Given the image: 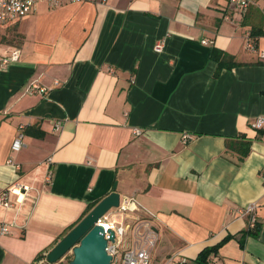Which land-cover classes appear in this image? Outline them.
I'll use <instances>...</instances> for the list:
<instances>
[{
    "label": "crops",
    "instance_id": "1",
    "mask_svg": "<svg viewBox=\"0 0 264 264\" xmlns=\"http://www.w3.org/2000/svg\"><path fill=\"white\" fill-rule=\"evenodd\" d=\"M262 53L261 0L243 14L226 0L40 4L0 26V264H37L114 186L157 232L150 264H192L229 236L215 264H264ZM14 184L29 191L7 210Z\"/></svg>",
    "mask_w": 264,
    "mask_h": 264
},
{
    "label": "built area",
    "instance_id": "2",
    "mask_svg": "<svg viewBox=\"0 0 264 264\" xmlns=\"http://www.w3.org/2000/svg\"><path fill=\"white\" fill-rule=\"evenodd\" d=\"M88 0H0V26L14 23L15 21L24 18L25 16L35 12L36 8L40 4H45L49 8H57L61 5L72 4V3H84ZM228 7L241 14L246 13L249 10L252 0H226ZM264 3V0H261ZM227 19V17H225ZM202 44H208L207 41H203ZM163 49L162 44H158L155 47V52H161ZM246 49L253 50V46L247 36ZM264 57V53L261 54ZM19 59V51L13 50L9 56L2 61V64L6 65L10 62H15ZM46 91L45 88L39 86L33 82L30 84L27 92L30 95L41 93ZM264 123V119H258L253 127L259 129ZM58 126H56L57 128ZM22 129V128H21ZM137 136L141 135V131L135 132ZM192 136L189 134L183 135V141L186 142L191 140ZM23 133L19 130V133L12 144V150L18 151L22 147ZM261 178L264 182V170L260 173ZM48 181V180H47ZM29 191V188L21 185L14 184L9 186L5 193L15 197L13 203L9 202L8 199L1 200L2 206L10 210L15 205L22 204L25 200V195ZM138 205L134 199L127 198L120 203L117 209L110 211L108 214L111 215V219L105 218L98 221V224L104 228L105 238L108 240V231L114 232V242L108 241L107 252L112 256V262L118 258L119 250L122 249L121 262L123 264H150L151 253L155 247L158 235L154 230L151 220L138 219L132 217L130 214L137 211ZM256 206L251 204L239 213L246 214L249 217V227L251 229L256 226ZM120 216L122 218L120 223L112 220V217ZM10 233L9 226L4 223H0V235H8ZM71 259V254L68 253L62 259L54 264H67ZM184 259H181L178 264H183ZM37 264H51L47 261L44 256L39 258ZM112 264V263H111ZM209 264H214V261H209Z\"/></svg>",
    "mask_w": 264,
    "mask_h": 264
},
{
    "label": "water",
    "instance_id": "3",
    "mask_svg": "<svg viewBox=\"0 0 264 264\" xmlns=\"http://www.w3.org/2000/svg\"><path fill=\"white\" fill-rule=\"evenodd\" d=\"M113 191L99 201L57 244L46 258L51 264L58 262L68 253L69 264H111L112 256L107 252L108 241L114 242V232L108 231L106 240L104 228L98 224L107 213L117 209L120 196Z\"/></svg>",
    "mask_w": 264,
    "mask_h": 264
},
{
    "label": "trees",
    "instance_id": "4",
    "mask_svg": "<svg viewBox=\"0 0 264 264\" xmlns=\"http://www.w3.org/2000/svg\"><path fill=\"white\" fill-rule=\"evenodd\" d=\"M224 58L226 57L225 54H221V53H218L216 51L213 52V58L218 61V58ZM224 65L226 64H223L222 62H219L218 64V67H223ZM233 66V64H231ZM247 151V150H246ZM245 155V154H244ZM92 206L89 207V209H87V211L85 212L84 216L91 210ZM83 216V217H84ZM256 228V227H255ZM257 230V229H256ZM255 230V231H256ZM253 231H246L245 233H243L241 235V239L239 240L240 244L242 245L243 244V238H245L247 235H250V234H253L252 233ZM231 237H226L224 240H222L220 243L214 245V246H211V247H206L204 248L198 255L197 257L192 261V264H209V261H212L211 259V256L212 255H217L218 254V251L219 249L222 247V245L227 242ZM39 258H42V257H39ZM71 260V259H70ZM70 260L67 262V264H69ZM183 264H188L187 261H185ZM215 264V263H214Z\"/></svg>",
    "mask_w": 264,
    "mask_h": 264
},
{
    "label": "rangeland",
    "instance_id": "5",
    "mask_svg": "<svg viewBox=\"0 0 264 264\" xmlns=\"http://www.w3.org/2000/svg\"><path fill=\"white\" fill-rule=\"evenodd\" d=\"M121 255H122V249L119 250V255H118V257L121 258Z\"/></svg>",
    "mask_w": 264,
    "mask_h": 264
}]
</instances>
